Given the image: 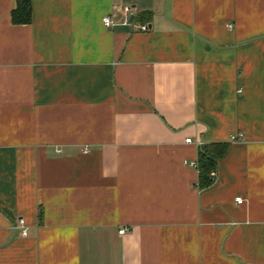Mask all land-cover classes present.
<instances>
[{
	"label": "crops",
	"instance_id": "crops-1",
	"mask_svg": "<svg viewBox=\"0 0 264 264\" xmlns=\"http://www.w3.org/2000/svg\"><path fill=\"white\" fill-rule=\"evenodd\" d=\"M15 7L0 0V264H264V0ZM211 142L229 146L200 188Z\"/></svg>",
	"mask_w": 264,
	"mask_h": 264
},
{
	"label": "trees",
	"instance_id": "trees-1",
	"mask_svg": "<svg viewBox=\"0 0 264 264\" xmlns=\"http://www.w3.org/2000/svg\"><path fill=\"white\" fill-rule=\"evenodd\" d=\"M29 20L30 0H16V7L12 11V21L26 23ZM228 146L225 142H211L199 146L196 167L200 188H206L214 183L218 161L226 153ZM211 172L214 174L212 175Z\"/></svg>",
	"mask_w": 264,
	"mask_h": 264
},
{
	"label": "built area",
	"instance_id": "built-area-1",
	"mask_svg": "<svg viewBox=\"0 0 264 264\" xmlns=\"http://www.w3.org/2000/svg\"><path fill=\"white\" fill-rule=\"evenodd\" d=\"M129 10H130V7H129V6H125V7H124V11H125V12H127V11H129ZM103 23H104L105 26L109 27V26H111V25L113 24V21L110 19V17L106 16V17L103 18ZM139 28L142 29V30H145V29H147V25H146V24H141V25L139 26ZM231 140H236V135H232V136H231ZM186 141H187V142H190L191 139L188 138V139H186ZM85 151H87V149H84V152H85ZM211 174L213 175L214 173L211 172ZM242 200H243V199H242L241 197H236V198H235V202H236L237 204L242 203ZM17 222H18V226L20 227L21 234L24 235V234H25V229H24V222H23V219H22V218H19ZM124 231H125V229H120V230H119L120 233H123Z\"/></svg>",
	"mask_w": 264,
	"mask_h": 264
}]
</instances>
